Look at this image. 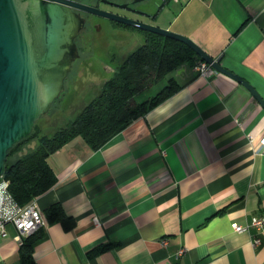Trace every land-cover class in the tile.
Instances as JSON below:
<instances>
[{
  "label": "crops",
  "instance_id": "obj_1",
  "mask_svg": "<svg viewBox=\"0 0 264 264\" xmlns=\"http://www.w3.org/2000/svg\"><path fill=\"white\" fill-rule=\"evenodd\" d=\"M161 22L264 100V0H174ZM176 74V92L98 149L78 138L48 156L57 182L34 198L35 264H264V225L258 246L256 228L231 226L264 213V107L225 73ZM54 202L72 228L48 222ZM15 233L7 224L0 264H21Z\"/></svg>",
  "mask_w": 264,
  "mask_h": 264
},
{
  "label": "trees",
  "instance_id": "obj_2",
  "mask_svg": "<svg viewBox=\"0 0 264 264\" xmlns=\"http://www.w3.org/2000/svg\"><path fill=\"white\" fill-rule=\"evenodd\" d=\"M200 60L184 42L145 32L141 44L124 57L103 81L99 92L65 125L50 133H40L34 124L28 136L8 149L0 180L8 181V189L19 204L28 203L57 182L56 173L47 159L51 153L78 138L85 142L89 150L98 149L135 118L167 99L182 84L170 76L166 84L146 99L136 101L137 94L180 66L188 64L193 67ZM34 138L36 140L31 141ZM24 149L26 152L19 155ZM14 152L16 156L10 160ZM44 213L49 223L59 222L66 230L75 224L73 217L64 213L59 202L46 207ZM43 236L39 228L23 238L18 250L21 264H35L33 248Z\"/></svg>",
  "mask_w": 264,
  "mask_h": 264
},
{
  "label": "water",
  "instance_id": "obj_3",
  "mask_svg": "<svg viewBox=\"0 0 264 264\" xmlns=\"http://www.w3.org/2000/svg\"><path fill=\"white\" fill-rule=\"evenodd\" d=\"M70 5L79 4L72 0H0V176L8 149L28 136L36 120L49 111L63 92L64 78L78 56L74 38L83 19ZM109 16L184 42L195 56L243 83L264 107V100L251 85L189 37L164 27ZM180 69L184 66L176 72ZM25 152L26 149L19 155Z\"/></svg>",
  "mask_w": 264,
  "mask_h": 264
},
{
  "label": "rangeland",
  "instance_id": "obj_4",
  "mask_svg": "<svg viewBox=\"0 0 264 264\" xmlns=\"http://www.w3.org/2000/svg\"><path fill=\"white\" fill-rule=\"evenodd\" d=\"M145 6L149 9L152 8L150 3H146ZM167 15L168 13L165 14V16ZM101 37L103 43L98 49L93 51L92 60L97 63L96 70H103L100 67L101 65H105L107 71H103L98 75L92 72L90 62H81L82 60L75 61L72 65L73 67L71 66L72 69H70L64 78L63 92L53 101L49 111L41 115L35 122L40 133L53 132L72 119L80 108L99 92L103 81L113 73L116 66L124 57L141 44L143 40L141 34L136 32L127 33L124 37ZM96 41L98 42L99 40L97 39ZM82 54L85 55L84 50H82ZM186 68H189L188 64ZM170 76L178 77L176 70L167 74L155 85L137 94L135 100L141 101L154 94L160 87L167 83V79ZM33 140L36 139L34 138L31 141ZM25 148H27L26 145ZM15 156L16 152L9 159H14Z\"/></svg>",
  "mask_w": 264,
  "mask_h": 264
},
{
  "label": "flooded vegetation",
  "instance_id": "obj_5",
  "mask_svg": "<svg viewBox=\"0 0 264 264\" xmlns=\"http://www.w3.org/2000/svg\"><path fill=\"white\" fill-rule=\"evenodd\" d=\"M76 4L85 5L98 11L84 9L79 5H70L71 9L78 13L83 19V25L74 38L78 56L72 61L71 66L77 60L90 62L93 73L101 74L107 71L105 65L103 70H96L97 63L92 60V53L103 43L101 36L124 37L127 33H140L143 37L145 32H152L123 21L111 18L112 14L117 17L134 20L156 27L161 26L164 5L172 7L174 0H72ZM151 4V9L145 6ZM105 12V13H104ZM165 14V13H164ZM160 22H159V21ZM154 33V32H152ZM99 40L98 42L96 40ZM84 50L85 55L82 54ZM73 67V66H72ZM72 67L70 69H72ZM95 68V69H94ZM94 69V70H93ZM70 71V70H69Z\"/></svg>",
  "mask_w": 264,
  "mask_h": 264
},
{
  "label": "built area",
  "instance_id": "obj_6",
  "mask_svg": "<svg viewBox=\"0 0 264 264\" xmlns=\"http://www.w3.org/2000/svg\"><path fill=\"white\" fill-rule=\"evenodd\" d=\"M194 70L202 75L211 77L217 70L210 64L200 60L193 66ZM260 143L264 146V134L260 137ZM96 219V218H95ZM43 223V215L36 207L34 198L28 203L19 204L8 189V181L0 180V239L7 235V224H12L15 229L14 239L20 244L26 236L36 231ZM264 225V213L250 218L246 224L232 223L235 231H243L249 227L256 228L257 232L252 236L251 244L258 246L261 243L259 232ZM185 248L178 250V254Z\"/></svg>",
  "mask_w": 264,
  "mask_h": 264
}]
</instances>
